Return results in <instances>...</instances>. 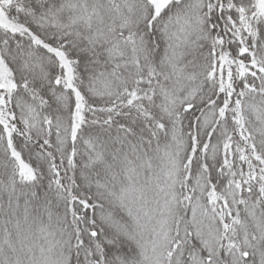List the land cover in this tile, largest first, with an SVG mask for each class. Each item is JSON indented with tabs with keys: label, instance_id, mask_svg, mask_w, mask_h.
Masks as SVG:
<instances>
[{
	"label": "snow or ice",
	"instance_id": "1",
	"mask_svg": "<svg viewBox=\"0 0 264 264\" xmlns=\"http://www.w3.org/2000/svg\"><path fill=\"white\" fill-rule=\"evenodd\" d=\"M0 264H264V0H0Z\"/></svg>",
	"mask_w": 264,
	"mask_h": 264
}]
</instances>
